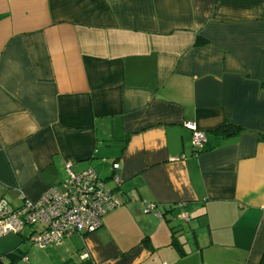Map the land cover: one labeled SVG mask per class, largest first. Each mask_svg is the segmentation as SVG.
Wrapping results in <instances>:
<instances>
[{
	"label": "crops",
	"instance_id": "0c3cea01",
	"mask_svg": "<svg viewBox=\"0 0 264 264\" xmlns=\"http://www.w3.org/2000/svg\"><path fill=\"white\" fill-rule=\"evenodd\" d=\"M67 162L110 189L118 163L122 204L45 249L0 236V264H264V0H0V199Z\"/></svg>",
	"mask_w": 264,
	"mask_h": 264
},
{
	"label": "built area",
	"instance_id": "2783aa9c",
	"mask_svg": "<svg viewBox=\"0 0 264 264\" xmlns=\"http://www.w3.org/2000/svg\"><path fill=\"white\" fill-rule=\"evenodd\" d=\"M192 129L193 151L202 150L206 135L192 123H186ZM111 180L114 189L106 186L91 169L75 172L72 163L64 165L66 176L60 187L51 186L36 201H23L19 206H12L6 199H0V236L20 233L25 228L40 226L27 237L28 242L40 249L60 245L73 234H88L101 227V217L107 211L122 204L120 191L117 190L120 178L117 174L119 164H112ZM184 203H178V218L188 221L189 216ZM145 212L154 210L153 203H146ZM158 215H160L158 213ZM87 253L81 255L82 259ZM27 260V257H23Z\"/></svg>",
	"mask_w": 264,
	"mask_h": 264
},
{
	"label": "trees",
	"instance_id": "16d2710c",
	"mask_svg": "<svg viewBox=\"0 0 264 264\" xmlns=\"http://www.w3.org/2000/svg\"><path fill=\"white\" fill-rule=\"evenodd\" d=\"M202 42H203V39L196 38L195 44H201ZM237 130H238V127L235 126L234 124H232V123H225V124H223L222 126H220L217 129V132H219L221 134H231V133H234ZM171 229H172V232L174 234L173 227H171ZM172 243H173V245H176L179 248H181V244L178 243V241L176 240V238L174 236H172Z\"/></svg>",
	"mask_w": 264,
	"mask_h": 264
},
{
	"label": "rangeland",
	"instance_id": "374dc122",
	"mask_svg": "<svg viewBox=\"0 0 264 264\" xmlns=\"http://www.w3.org/2000/svg\"><path fill=\"white\" fill-rule=\"evenodd\" d=\"M176 223H181V221H180V222H176ZM183 224H184V223H183ZM177 236H178L179 240H181V239L183 240V238L180 239V237H183L182 234H181V235H177ZM186 240H187V241H186V243L184 244V246L187 245V244L191 245V239H189V238L187 237ZM183 241H184V240H183Z\"/></svg>",
	"mask_w": 264,
	"mask_h": 264
}]
</instances>
